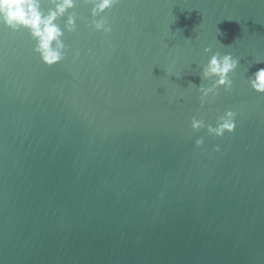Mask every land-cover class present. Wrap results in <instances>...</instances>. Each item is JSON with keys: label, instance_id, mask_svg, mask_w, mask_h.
Masks as SVG:
<instances>
[{"label": "water", "instance_id": "95a60500", "mask_svg": "<svg viewBox=\"0 0 264 264\" xmlns=\"http://www.w3.org/2000/svg\"><path fill=\"white\" fill-rule=\"evenodd\" d=\"M90 8L53 66L0 26V264H264V94L247 82L264 0H120L108 34ZM207 46L240 66L202 107ZM228 108L234 133L192 131Z\"/></svg>", "mask_w": 264, "mask_h": 264}, {"label": "clouds", "instance_id": "9594fccd", "mask_svg": "<svg viewBox=\"0 0 264 264\" xmlns=\"http://www.w3.org/2000/svg\"><path fill=\"white\" fill-rule=\"evenodd\" d=\"M0 0V26H6L13 31L27 30L35 42L33 52L38 54L40 60L53 66L63 61L70 45L65 42V33H74L78 30L79 14L75 11L81 0ZM91 6V19L88 26L96 32L105 34L112 32L106 12L115 7L120 0H83ZM64 19L63 25L58 20ZM203 51L209 54V59L201 68L202 80L209 84L201 83L197 87L189 82V86L199 93L201 106L215 102L220 94V89L230 92L234 84V76L240 66L238 57L232 53L222 54L213 51L212 46H207ZM79 55V53H77ZM257 63L260 60H256ZM171 74V72L169 73ZM251 89L264 94V67L258 68L247 78ZM238 112L232 108L224 110L215 118V123L206 121L202 116L191 117L193 132L206 130L207 136L223 138L226 133H234L237 129ZM206 137L204 135L195 139V147L203 149ZM214 152H220L221 146L215 145Z\"/></svg>", "mask_w": 264, "mask_h": 264}]
</instances>
